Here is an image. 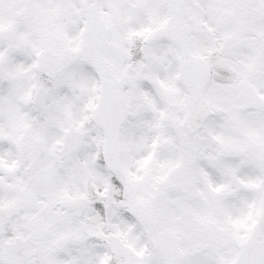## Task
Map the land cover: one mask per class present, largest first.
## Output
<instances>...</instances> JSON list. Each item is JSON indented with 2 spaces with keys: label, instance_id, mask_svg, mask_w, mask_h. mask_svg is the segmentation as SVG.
I'll use <instances>...</instances> for the list:
<instances>
[{
  "label": "snow or ice",
  "instance_id": "obj_1",
  "mask_svg": "<svg viewBox=\"0 0 264 264\" xmlns=\"http://www.w3.org/2000/svg\"><path fill=\"white\" fill-rule=\"evenodd\" d=\"M0 264H264V0H0Z\"/></svg>",
  "mask_w": 264,
  "mask_h": 264
}]
</instances>
